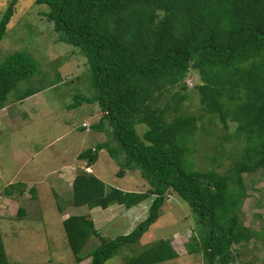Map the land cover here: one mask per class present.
<instances>
[{
  "label": "trees",
  "instance_id": "obj_1",
  "mask_svg": "<svg viewBox=\"0 0 264 264\" xmlns=\"http://www.w3.org/2000/svg\"><path fill=\"white\" fill-rule=\"evenodd\" d=\"M17 1H11L0 19V43ZM35 2L48 6L45 16L59 40L78 48L87 60L93 94L76 98V104L97 103L103 113L91 129L104 133L107 140L77 158L91 167L105 150L119 166L118 177L124 170H139L150 188L108 189L93 173L81 172L72 181L71 205L130 209L153 198L145 220L112 240L94 228L89 215L67 217L63 227L75 260L89 257L90 264H105L124 248L136 247L159 220L171 189L199 217L201 246L190 251L202 252L208 264H236L235 246L259 235L241 224L239 214L247 197L242 175L264 172V0ZM190 70L199 78L192 85L199 98L198 115L183 110L186 93H172L174 88L187 89ZM39 74V64L30 54L17 51L6 56L0 63V111L11 92L16 102L40 93L41 88L22 86ZM166 94L170 99H164ZM217 123L226 131L229 123L236 124L222 140L242 138V150L227 151L234 161L223 173L196 170L185 160L188 143L196 132L213 134ZM81 128L89 130V124ZM222 146L221 142L216 149L225 156ZM25 188V183H11L4 194L10 196L14 190L22 195ZM29 191L35 199L34 186ZM12 210L6 217L16 220L28 212L26 207L14 208L13 214ZM91 238L99 244L84 253ZM144 246L125 264H161L178 257L168 240ZM0 264H16L7 259L1 234Z\"/></svg>",
  "mask_w": 264,
  "mask_h": 264
},
{
  "label": "rangeland",
  "instance_id": "obj_2",
  "mask_svg": "<svg viewBox=\"0 0 264 264\" xmlns=\"http://www.w3.org/2000/svg\"><path fill=\"white\" fill-rule=\"evenodd\" d=\"M11 1L0 0V19ZM48 10L47 5L37 4L35 0H18L0 43V63L17 51L30 54L38 62L41 74L22 86L25 89H43L22 104L16 102L15 92H11L7 97L8 109L0 114V234L11 263L90 264L89 257L80 263L75 260L63 227V221L70 215L88 213L84 208L71 206L70 184L74 177L81 172L93 173L108 189L144 192L150 188L139 170H124V176L118 177L119 166L105 150L98 153L92 172L86 170V161L76 157L107 140L104 133L91 129V124H96L103 113L97 103L76 104V98L81 100L92 96V73L79 49L59 40L53 23L45 16ZM186 80L188 86L185 91L174 88L172 93H186L188 98L182 103L183 110L198 115L199 98L192 87L193 83L199 82L197 73L190 70ZM170 95H164V99H170ZM73 104L76 105L70 108ZM83 123L89 124V130L81 128ZM229 125L228 131L234 132L236 124ZM222 126L217 123L212 129L213 134L196 132L191 138L185 160L194 169L223 173L232 166L234 159L227 151L242 150L244 140H222V135L228 132ZM143 130L145 127L139 129L140 135ZM197 131L202 132L201 129ZM221 142L225 156L218 154L216 149ZM64 165L70 167V172L64 174L63 182L59 175L63 173ZM242 179L247 197L239 220L244 227L259 235L235 246L236 264H264V172L260 169L254 174L245 173ZM10 182L34 186L35 199L31 198L27 187L23 195L14 190L15 197L4 194ZM152 201V197L143 201L148 206L142 210L143 218L138 216L137 224L147 217ZM11 207L12 214L14 208L26 207V217L17 220L6 217ZM95 210L98 212L94 216V228H99L95 229L104 238L112 240L128 234L129 221L117 218L119 211L107 215L108 212L103 213L101 208ZM198 220L189 204L170 189L159 220L142 237L140 244L124 248L105 264H125L126 259L139 253L144 245L162 239L171 241L178 257L161 264H208L202 252L190 251L196 245L201 246L202 231ZM98 244L96 238L89 239L84 253H90Z\"/></svg>",
  "mask_w": 264,
  "mask_h": 264
},
{
  "label": "crops",
  "instance_id": "obj_3",
  "mask_svg": "<svg viewBox=\"0 0 264 264\" xmlns=\"http://www.w3.org/2000/svg\"><path fill=\"white\" fill-rule=\"evenodd\" d=\"M32 98V96H30L29 98H27V99H25L23 102H18V103H20V104H22V103H24V102H26L27 100H29V99H31ZM8 109V107H6V108H4L3 110H1L0 111V114L2 113V112H4V111H6ZM79 155V154H78ZM77 155V156H78ZM76 156V157H77ZM94 167H95V165L94 166H91V167H87L86 166V170H90V172H92V169H94ZM61 170H64L63 171V173L62 174H60L59 175V178H60V180H62L63 182H64V174H66L68 171L70 172V167L69 166H65L64 165V167L61 169ZM9 184H11V182L9 183ZM8 184V185H9ZM26 184V187L28 188V190H30V187H32V186H30L28 183H25ZM71 185H72V183L70 184V189H71ZM30 186V187H29ZM120 190H122V191H124V192H128V190H126V189H120ZM24 192V191H23ZM22 195H23V193H22ZM8 196V195H7ZM9 197H15V196H13V194L12 195H10ZM5 199H8V198H6L5 197ZM72 206V205H71ZM147 206H148V204H147V202H143V203H141V204H138V205H136V206H134V207H132V208H130V209H124L123 208V206H121V205H116V204H114V205H111L110 207H108V208H106V209H102L101 208V210H102V212L103 213H107V215L108 214H112L113 212H116L117 213V211H119L118 213V216H117V218H120V219H122V218H126L128 221H129V225L127 226L128 227V230H126V231H128V234L136 227V225H138L137 223V219H138V216H140V218H143V209L144 208H147ZM73 207V206H72ZM79 208H84L85 210H87V212L88 213H85L86 215H89L90 217H91V219H92V221H93V223H94V225H96V223H95V221H94V216L97 214L96 212H98L97 210H95L96 208H98V207H96V208H89V207H87V206H82V207H78L77 209H79ZM140 208V209H139ZM105 211V212H104ZM86 212V211H85ZM3 214V213H2ZM99 214V213H98ZM129 214H131L130 216H128ZM4 215H5V213H4ZM3 215V216H4ZM134 215V217H132ZM6 216V215H5ZM128 216V217H127ZM26 217V216H25ZM116 218V217H115ZM133 222H136V224H134ZM105 223H106V221H105ZM131 225H132V227H131ZM97 230H99V228H97V227H95Z\"/></svg>",
  "mask_w": 264,
  "mask_h": 264
}]
</instances>
